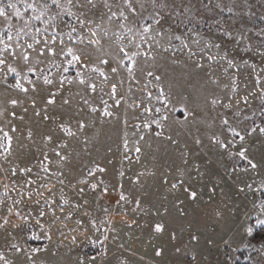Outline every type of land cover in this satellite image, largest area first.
I'll list each match as a JSON object with an SVG mask.
<instances>
[{
	"label": "rangeland",
	"instance_id": "rangeland-1",
	"mask_svg": "<svg viewBox=\"0 0 264 264\" xmlns=\"http://www.w3.org/2000/svg\"><path fill=\"white\" fill-rule=\"evenodd\" d=\"M166 2L169 8L161 13L165 17L162 30H170L172 34L187 39L192 51L197 54L201 53L206 41L219 44L220 49H205V67L198 69L194 64L197 57L189 59L187 49L180 50L179 41L173 40L175 47L168 52L161 51L154 68L143 66L144 72L153 71L161 77L160 83L165 91L171 94L176 108L181 104L186 105L195 116H189L185 121L182 112H171L160 136L156 135L160 129L153 124L152 129L144 134V140L140 142L139 161L136 160L137 154L132 150V141L138 137L132 133L137 131L134 125L146 118L142 110L127 108L122 102L118 107L110 108L118 119H101L99 112L92 114L84 107L80 99L83 89L77 84H65L64 92L56 97L54 105H47L46 100L49 91L55 89L38 85L40 90L35 97L38 102L37 110L47 108L49 116L57 117L55 121L44 120L43 111L37 117L31 107V101L25 103L28 108L26 114L22 109H16L18 117L24 115L23 122L16 121L17 129L24 134L19 135L18 140L14 139L13 156L10 159L14 165L30 167L32 179H36L37 174H42L40 161L44 153L47 152L50 158L55 159L50 151L53 144L45 145L43 137L52 134L54 143H59L64 136L57 126L59 122H71L74 126L76 120L82 118L87 124L84 132L80 134V140L70 142L69 158L60 170L64 173L62 179L65 182L66 198L81 205L84 201L88 203L71 219L64 221L67 228L63 231L68 235V239L61 238L54 229L51 242L43 237L27 241L30 248L42 250L39 256L44 264H74L77 256L89 259L95 257L97 264H115V259L120 253L129 259V264H264V238H254L256 231L264 237V226L255 223L259 203L264 199V190H257L264 181V134L259 132V126H264V116L261 115L264 111V101L260 99L258 92L259 88L264 87V83H255V73L252 70L253 64L256 65L257 72L264 68V0ZM229 8L232 11H228ZM68 19L65 16V20ZM226 32H231L232 35L228 36ZM87 51L92 52L91 49ZM225 53L237 66L228 70V75H235L237 78L238 94L232 100L233 104L248 95L249 91L256 92L255 96L249 97L248 104L241 102L238 109H225L219 104H211L214 98H219L223 104H227L228 99L232 97L231 88L222 87L224 83L229 82L228 76L223 74L227 62L219 59ZM209 54L218 57L217 61L211 62L210 68L207 59ZM96 55L92 53L93 62ZM114 66L115 61L110 62L105 66V71H110ZM53 72L55 73V69ZM68 75H75V72ZM210 76L218 77L220 86L212 84ZM121 78L125 80L120 88L121 92H126L131 86V95L138 101L145 96L143 86L146 81L140 73L136 75V79L140 81L139 85L130 84L127 73L122 72ZM12 82L14 81L9 77V83ZM155 84L156 81L152 80L147 88L153 96L156 95ZM107 90L105 87L104 91ZM3 92L4 88L0 86V93ZM66 97L71 98L70 105L63 104V98ZM88 98L93 106L102 108L101 99L113 105V101L101 93L99 87L97 92ZM150 103L153 108L162 106L155 99ZM79 107H84L81 114L77 113ZM237 110L240 111L239 116L234 114ZM221 114L228 116L230 123L238 124L240 129L257 127L256 132L245 134L242 143L236 142L235 147L230 145L233 152H239L241 147L247 149L249 158L259 165L255 172L249 168L247 161L239 156H230L211 140L213 135H219L226 143L233 139L220 124ZM245 116L249 119L245 120ZM125 119L128 121L127 126L124 124ZM29 127L33 131L31 140L25 138ZM126 131L129 134L127 152L123 146ZM85 136L86 145L82 142ZM168 136L177 143L168 140ZM197 139L200 143L196 142ZM125 156L131 159H125ZM97 165L104 171L96 170L93 177H88V172ZM0 166L7 168L8 164L0 160ZM50 167L53 171L57 170L56 165ZM233 168L236 171H233ZM244 168L249 170L244 172ZM121 172L124 173L123 176ZM137 176L140 177L139 180ZM85 178L89 183L103 181V185L92 190L86 184L79 183ZM23 179L22 176L19 177L17 183ZM181 180L183 184L179 183ZM52 183L57 189L61 187L55 180ZM172 184H177V187L172 188ZM245 184H252V188L245 187ZM104 186L108 187V193L101 195ZM79 188H84L83 194L79 193ZM192 191L197 193L195 199L190 195ZM121 192L132 202L124 205L127 211L116 212L113 209ZM59 195L57 191V203L60 202ZM136 199L141 202L139 208L135 206ZM253 204L256 205L255 208ZM105 208L109 209L108 215L114 220V225L99 223L106 217ZM85 212L97 219L101 232L104 227L116 228L115 234L119 239L114 242L111 236L109 237L107 256H101L104 247L100 242L81 243L78 240L77 245L71 246L72 250L69 251L71 234L68 229L77 227V220L83 219L84 227L88 229L92 240L100 236V233L89 226V217L84 215ZM260 218L264 219V214H261ZM123 220L129 223L124 224L121 222ZM157 223L164 225V231H155ZM248 225L253 226L251 233L245 231ZM36 231L39 233V229ZM28 234L30 235V231ZM193 236L199 239L193 240ZM5 243L3 233H0V248H3ZM119 244H123L124 248L119 249ZM45 248L47 251H43ZM159 249H163V252L156 255ZM9 256L16 258L13 253H9Z\"/></svg>",
	"mask_w": 264,
	"mask_h": 264
},
{
	"label": "snow or ice",
	"instance_id": "snow-or-ice-1",
	"mask_svg": "<svg viewBox=\"0 0 264 264\" xmlns=\"http://www.w3.org/2000/svg\"><path fill=\"white\" fill-rule=\"evenodd\" d=\"M219 7V5H218ZM169 8L166 0H0V86H3L4 92L0 93V160L8 164L7 168L0 166V233H3V239L6 242L3 248H0V264H44L40 260V248H30L27 244L29 239L39 240L41 237L49 242L53 239V230L59 233L63 239H68V235L63 231L67 228L64 221L69 220L79 210L87 205L72 202L66 198L64 193V173L60 170L64 162L69 158V144L72 140H80L87 127L84 119H77L75 125L71 122H59L58 128L64 133L59 143H54L52 134L45 135L43 140L45 145L53 144L50 149L55 159L49 157L48 153L43 154L40 161V172L36 179H32V169L30 167H20L14 165L13 160V141L24 133L19 132L16 127V121L23 122L24 115L17 116L16 109H22L26 114L28 108L25 107L27 101H31V107L34 114L39 117L43 111L44 120H57V117L49 116L47 108L37 110L36 93L40 90L38 85L49 86L55 91H49L46 100L47 105H54L56 97L64 92L65 84H77L83 89L80 99L92 114L99 112L101 119L111 118L118 119V116L110 108L118 107L122 102L127 108L142 110L145 119L134 125L137 130L132 135L138 137L132 141V150L137 154L136 160L139 161L141 147L140 142L144 140V134L152 129L155 124L160 131L156 132L157 136L162 135L171 112L180 111L184 115L185 121L189 116H195L186 105L181 104L179 108L173 105L171 94L166 92L161 85V77L155 75L153 71L144 72L143 66L147 65L154 68L155 62L160 52H168L175 47L173 40L179 41L180 50L187 49L188 57H197L194 61L195 67L204 69L205 49H220L219 44H213L206 41L201 53L197 54L192 51L187 39L180 35H174L170 30H162V21L165 17L161 14L162 10ZM173 11L175 9L173 8ZM228 11H232L231 8ZM65 16L69 19L65 20ZM231 36V32H226ZM105 42H108L107 44ZM199 43V41H193ZM91 49L92 52L87 51ZM92 53L97 55L92 59ZM175 55V52H173ZM209 68L211 62L217 61V55H207ZM220 60L227 62V67L223 68V74L228 76V83H224V89L231 88L232 97L228 99L227 104H223L219 98L211 100V104L221 105L225 109L237 108L241 102L248 104L249 97L255 96L256 92L249 91L248 95L236 100L235 105L232 100L237 93V78L235 75H228L230 68L237 67L235 62L227 58V54L219 57ZM87 61V62H86ZM115 61V66L110 71H105V66ZM55 69V73L53 72ZM255 73L254 80L256 84L264 83V68L256 71V65H252ZM75 75H68L71 72ZM127 73L130 84H140L136 79L137 73H140L146 83L144 84L145 96L139 101L132 96V87L126 92H121L120 88L124 85L125 80L121 78V73ZM9 77L14 82L9 83ZM148 78H152L151 80ZM152 80L156 81V95L153 96L151 91H147L148 85ZM211 83L220 86V79L210 76ZM99 82V83H98ZM113 101L109 105L107 100L101 99L103 107L93 106L92 101L88 98L95 94L97 89ZM107 87V92L104 91ZM260 99L264 101V87L258 89ZM15 93V94H13ZM20 97H23L21 99ZM155 99L161 107L153 108L150 101ZM145 101H148L146 103ZM64 105L71 104V98H63ZM172 106L171 108L169 106ZM84 107H79L77 113L84 112ZM240 115V111L234 113ZM254 115V114H253ZM264 116V111L261 112ZM139 120V117H137ZM249 119L248 116L244 117ZM127 119L124 120L127 126ZM239 123V122H238ZM220 124L231 134L232 140L225 142L219 135H213L211 140L219 145L220 148L228 152L230 156H239L240 159L247 161L249 168L255 172L259 165L249 158L247 149L241 147L239 152L231 151L230 145L235 147L236 142L242 143L245 140V134L250 135L257 131V127L249 129H240L238 124H232L228 116L221 114ZM259 132L264 134V126H259ZM33 137L32 128L26 130L25 138L31 140ZM129 134L126 131L123 138L125 151H129ZM173 143L171 136L166 137ZM238 138V141H237ZM87 144V137L82 141ZM200 143V140H196ZM125 159H131L125 156ZM56 165L57 170L53 171L50 167ZM249 168L242 171L247 172ZM96 168L88 172V177H93ZM233 171H236L233 168ZM124 173L121 172V176ZM24 179L17 183L19 177ZM140 177L137 176V180ZM5 180L8 182L6 183ZM61 185L59 189L55 187L52 181ZM86 184L90 189L95 190L98 186L103 185V181L89 183L87 178L79 181ZM183 184V180L179 181ZM177 184H172L176 188ZM245 187L252 188V184H245ZM75 188V186H73ZM187 191V189H185ZM258 191L264 190V181L259 185ZM59 191V203H57L56 194ZM79 193H84V188H79ZM108 193V187L104 186L101 195ZM191 197L195 199L197 193L192 191ZM132 201L123 192L119 194L116 200V212L127 211L124 205ZM135 206L139 208L141 202L135 200ZM255 204L253 207L255 208ZM66 208L68 209L66 211ZM106 217L99 221L102 225H114V220L108 215L109 209L105 208ZM264 214V199L259 203V213L257 214L256 225L264 226V219L260 215ZM89 217V226L95 232L100 233L96 240H92L88 235V229L84 227L83 219L77 220V227L68 229L70 235L69 251L71 246H76L77 241L81 243L100 242L104 247L101 256L108 255L109 237L112 241H117L119 236L116 235V228L104 227L103 232L97 226V219ZM128 224L127 220L121 221ZM135 223V221H132ZM39 229V233L36 231ZM81 229H83L81 231ZM30 231V235L28 232ZM156 232L164 231V225L157 223ZM247 233L253 231V226L248 225L245 229ZM102 237V239H101ZM63 239L60 243H63ZM193 240L199 237L193 236ZM59 246V245H57ZM119 249L124 245L119 244ZM43 251H47L45 248ZM179 251V249H177ZM163 249H159L156 255L162 254ZM9 253L15 255V259L9 256ZM20 257H23L21 260ZM74 264H97L95 257L89 259L85 256H77ZM109 264V262H104ZM115 264H129V259L120 253Z\"/></svg>",
	"mask_w": 264,
	"mask_h": 264
},
{
	"label": "trees",
	"instance_id": "trees-1",
	"mask_svg": "<svg viewBox=\"0 0 264 264\" xmlns=\"http://www.w3.org/2000/svg\"><path fill=\"white\" fill-rule=\"evenodd\" d=\"M254 238L255 239H262L264 238L262 235H260V232L259 231H256L255 232V235H254ZM237 264H248L247 262H238Z\"/></svg>",
	"mask_w": 264,
	"mask_h": 264
}]
</instances>
